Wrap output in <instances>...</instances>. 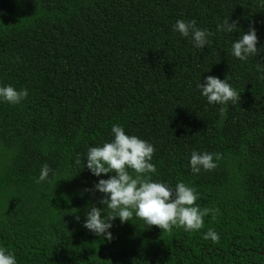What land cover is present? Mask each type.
Returning <instances> with one entry per match:
<instances>
[{"label":"trees","instance_id":"trees-1","mask_svg":"<svg viewBox=\"0 0 264 264\" xmlns=\"http://www.w3.org/2000/svg\"><path fill=\"white\" fill-rule=\"evenodd\" d=\"M177 19L209 43L194 48ZM226 19L233 33L217 30ZM250 27L259 51L240 60L231 43ZM208 75L235 102L209 105L196 87ZM3 84L28 90L0 102V247L17 264H264V0H0ZM113 123L153 144L152 179L195 188L199 230L116 218L109 241L83 227L102 207L83 155ZM193 151L216 166L193 173Z\"/></svg>","mask_w":264,"mask_h":264},{"label":"clouds","instance_id":"clouds-1","mask_svg":"<svg viewBox=\"0 0 264 264\" xmlns=\"http://www.w3.org/2000/svg\"><path fill=\"white\" fill-rule=\"evenodd\" d=\"M172 28L182 37L190 36L194 48L202 49L209 43L210 33L197 27L194 19H177ZM237 29L236 22L230 23L229 19L217 25V30L228 33ZM257 39L254 27H250L247 32H240L231 43V54L240 60L256 56L259 51ZM196 87L209 105H225L230 101L235 102L237 97L236 90L229 82L215 75L206 76L204 82L200 80ZM27 95L26 88L16 89L10 84L0 85V102L19 104ZM219 111L222 116L224 108ZM110 136L111 139L87 148L83 155L86 157L83 165L82 156L77 160V163L98 177L91 191L102 194L99 198L102 207L92 205L88 208L84 214L83 227L109 241L112 239V221L116 218L121 223L136 218L145 226L155 225L162 231L170 230L173 226L182 227L186 232L199 230L208 210L200 209L195 203L198 197L195 188L182 181L172 186L167 181L152 179L156 173V166L151 162L155 150L153 144L126 133L121 124H112ZM188 166L193 173H198L201 169L211 170L216 165L212 153L193 151ZM48 174L49 166L44 164L37 183L46 181ZM101 174L109 175L103 178ZM76 219L80 218L77 216ZM204 238L215 241L217 234L208 229ZM0 264H17L15 253L0 247Z\"/></svg>","mask_w":264,"mask_h":264}]
</instances>
